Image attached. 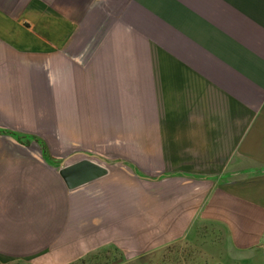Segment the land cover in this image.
Here are the masks:
<instances>
[{
	"label": "crops",
	"instance_id": "obj_1",
	"mask_svg": "<svg viewBox=\"0 0 264 264\" xmlns=\"http://www.w3.org/2000/svg\"><path fill=\"white\" fill-rule=\"evenodd\" d=\"M85 153L107 173L70 189ZM202 226L264 264V0H0V264L156 259Z\"/></svg>",
	"mask_w": 264,
	"mask_h": 264
},
{
	"label": "rangeland",
	"instance_id": "obj_2",
	"mask_svg": "<svg viewBox=\"0 0 264 264\" xmlns=\"http://www.w3.org/2000/svg\"><path fill=\"white\" fill-rule=\"evenodd\" d=\"M220 241L212 226L197 227L192 241L173 244L156 259L139 258L125 264H229V259L222 254ZM116 259L111 253L110 263L118 264Z\"/></svg>",
	"mask_w": 264,
	"mask_h": 264
},
{
	"label": "water",
	"instance_id": "obj_3",
	"mask_svg": "<svg viewBox=\"0 0 264 264\" xmlns=\"http://www.w3.org/2000/svg\"><path fill=\"white\" fill-rule=\"evenodd\" d=\"M85 156L73 164L65 165V161L61 164L60 174L70 189L96 180L107 173L103 166L88 157L89 154L85 153Z\"/></svg>",
	"mask_w": 264,
	"mask_h": 264
},
{
	"label": "built area",
	"instance_id": "obj_4",
	"mask_svg": "<svg viewBox=\"0 0 264 264\" xmlns=\"http://www.w3.org/2000/svg\"><path fill=\"white\" fill-rule=\"evenodd\" d=\"M262 256L264 257V248H262Z\"/></svg>",
	"mask_w": 264,
	"mask_h": 264
},
{
	"label": "trees",
	"instance_id": "obj_5",
	"mask_svg": "<svg viewBox=\"0 0 264 264\" xmlns=\"http://www.w3.org/2000/svg\"><path fill=\"white\" fill-rule=\"evenodd\" d=\"M2 131H3V132H6V131H4V130H2ZM9 133H11V134H15V133H13V132H10V131H9ZM169 247H170V246H169ZM167 248H168V247H167ZM167 248H166V249H167Z\"/></svg>",
	"mask_w": 264,
	"mask_h": 264
}]
</instances>
